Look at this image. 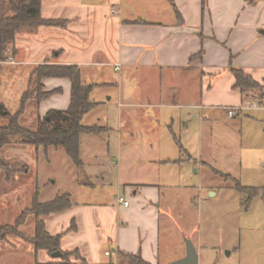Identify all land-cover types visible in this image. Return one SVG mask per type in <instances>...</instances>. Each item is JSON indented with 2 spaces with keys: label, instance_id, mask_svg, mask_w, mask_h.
I'll return each instance as SVG.
<instances>
[{
  "label": "crops",
  "instance_id": "1",
  "mask_svg": "<svg viewBox=\"0 0 264 264\" xmlns=\"http://www.w3.org/2000/svg\"><path fill=\"white\" fill-rule=\"evenodd\" d=\"M41 15L66 25L17 33V51L8 57L12 61L0 64V72L8 65L12 87L21 89H8L0 79V98L16 94L22 101L28 91L21 90L30 82L37 86L33 72L39 65H75L84 83L97 84L91 95L98 91L93 101L103 115L96 124L108 127L101 134L81 135L93 141L89 148L80 145L92 184L76 180V192H69L72 206L43 217L47 231L63 233L61 248L78 250L86 264H126L122 254H140L149 264L183 258L185 246L173 255L165 238L174 232L171 212H185L174 210L170 191L179 188L174 184L181 181L178 165L196 166L197 158L176 141V130L190 131L193 119L204 133L209 109L227 111L256 100L234 88L230 68L244 69L264 86V0H42ZM41 84L46 92H60L38 101L30 90L25 108L32 107L37 120L69 107V78L46 77ZM107 88L117 91L108 95ZM114 97L117 103L111 104ZM256 101L263 107L247 111L250 118L264 120V98ZM39 149L13 142L1 155L9 164H24L26 173L35 164L27 154ZM114 181L117 191L110 194ZM4 195L7 201L17 192ZM229 247L207 241L199 252L215 251L219 257L217 251Z\"/></svg>",
  "mask_w": 264,
  "mask_h": 264
},
{
  "label": "rangeland",
  "instance_id": "2",
  "mask_svg": "<svg viewBox=\"0 0 264 264\" xmlns=\"http://www.w3.org/2000/svg\"><path fill=\"white\" fill-rule=\"evenodd\" d=\"M12 2L17 4L20 0H1L0 10L3 16L12 15ZM10 55L12 54L0 61V64L12 61L8 59ZM8 68V65L3 66L0 72L1 81L8 89L20 90V86L12 87ZM28 85L21 91L27 90L29 93L30 90L36 89L33 83ZM116 91V88H107L108 95L115 94ZM97 93L98 91H95L91 95L92 101L97 99ZM21 99L16 94L3 93L0 108L4 106L15 114L22 108ZM116 103L114 97L111 104ZM24 111L26 112L21 119V125L36 128L38 120L32 107L29 106ZM102 115V109H93L85 115L83 124L99 125L96 123ZM251 115V111L244 110L241 115L230 117L227 111L214 108L208 110V124L204 133L200 130L199 122L195 123L193 119L190 131H184L183 128L176 130V141L197 158V164L193 166L187 161L176 168L181 181L178 183L175 179L174 184L179 188L170 191V194L174 195V210L183 209L185 212H182L184 216L171 212L174 232L165 237L173 249L171 254L177 255L175 252L179 247L186 248L187 240H190L198 249L199 264H264V120L250 118ZM6 121L0 119L1 124ZM111 121L114 125L118 123L115 117ZM108 142L110 141L107 140V148ZM92 144V140L81 138L84 149ZM175 148L178 149L176 146ZM181 149L184 154L185 149ZM27 155L29 163L35 162L31 163L33 165L29 172H24V164L13 163L9 164L14 171L10 176V183L7 181L9 177H1L0 228L13 224L17 217L31 206L36 189L39 190V200L48 202L57 194L74 193L78 187L76 180L81 178L79 169L65 148L41 147L38 152ZM19 157L24 159V156H17V159ZM200 160H205L213 169L203 166ZM113 162L115 163L116 159ZM237 180L243 187L258 188V193L250 196L240 191L237 188ZM112 183L107 192L115 194L116 183ZM100 190L99 186L95 191L97 193ZM5 191L17 192V197L13 195V198L10 197L6 201ZM34 222L35 217L29 216L21 231L25 235H33ZM207 241L212 245L225 243L230 247L217 251L219 257L215 251L200 255V245H205ZM71 260L76 259L73 257ZM58 263H62V260L50 255L47 250H37L27 239L20 236H9L0 244V264Z\"/></svg>",
  "mask_w": 264,
  "mask_h": 264
},
{
  "label": "trees",
  "instance_id": "3",
  "mask_svg": "<svg viewBox=\"0 0 264 264\" xmlns=\"http://www.w3.org/2000/svg\"><path fill=\"white\" fill-rule=\"evenodd\" d=\"M170 1L173 4V0ZM203 3H206V0H203ZM41 4L42 0H20L17 4L12 2L10 4L12 15L8 16H3L0 10V61H4L10 53L14 54L17 51L14 46L17 33L25 29L36 31L42 25H66L64 21L44 19L41 15ZM176 13L177 17H180L177 10ZM230 70L236 78L234 88L253 96L256 100L264 98V86L256 81L251 74L242 68L231 67ZM33 73L38 81L35 89L38 101L60 92V90L44 91V86L41 84L42 79L66 77L72 83L71 102L66 110L52 109L48 111L43 118L38 119L36 128H26L21 125V119L25 113L24 110H26L25 105L31 95L28 92L24 94L22 108L17 113L12 114L6 107L2 106L0 119L7 121L5 124L0 123V173L9 178L14 173L9 163L1 155L3 147L10 143L19 142L24 145L35 146L38 149L41 147L47 149L50 146L63 147L79 169V176L81 177L79 181L84 185H91L80 154L81 135L83 133L101 134L108 130V127L102 125L83 124L84 116L100 104L91 100V93L97 84L84 83L81 72L75 65L42 64L37 66ZM216 172L221 174V172ZM237 188L250 196H255L259 191L258 188L241 186L238 180ZM71 206L72 200L69 192L57 195L51 201L41 202L39 190L36 189L32 196L31 206L26 208L13 224H7L0 228V244L9 236H20L27 239L37 250H47L50 255L58 253L57 258L62 260V263L58 264H77L71 260L73 257L86 264L78 250L65 251L61 248V240L64 234L53 235L49 233L43 220L44 216L64 211ZM29 216L35 217L34 233L31 236L25 235L21 231V227L27 222ZM121 259L126 264H149L140 254H122Z\"/></svg>",
  "mask_w": 264,
  "mask_h": 264
},
{
  "label": "built area",
  "instance_id": "4",
  "mask_svg": "<svg viewBox=\"0 0 264 264\" xmlns=\"http://www.w3.org/2000/svg\"><path fill=\"white\" fill-rule=\"evenodd\" d=\"M119 68H120V64H117L116 68H115L116 71H118ZM260 107H263V105H261L256 100H250L245 105L229 107V108H226V109H227L228 116L235 117L239 112H242L243 110H247V109H250V108H260ZM119 202L123 203L125 206L129 205V201L126 200L124 197H119ZM106 254H109V252H106Z\"/></svg>",
  "mask_w": 264,
  "mask_h": 264
},
{
  "label": "water",
  "instance_id": "5",
  "mask_svg": "<svg viewBox=\"0 0 264 264\" xmlns=\"http://www.w3.org/2000/svg\"><path fill=\"white\" fill-rule=\"evenodd\" d=\"M58 253H54V257H58ZM170 264H199V254L192 241L187 240L186 255Z\"/></svg>",
  "mask_w": 264,
  "mask_h": 264
}]
</instances>
